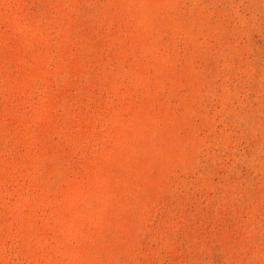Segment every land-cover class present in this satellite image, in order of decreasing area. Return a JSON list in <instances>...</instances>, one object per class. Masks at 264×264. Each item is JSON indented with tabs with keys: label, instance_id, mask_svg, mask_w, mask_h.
Returning <instances> with one entry per match:
<instances>
[{
	"label": "rangeland",
	"instance_id": "obj_1",
	"mask_svg": "<svg viewBox=\"0 0 264 264\" xmlns=\"http://www.w3.org/2000/svg\"><path fill=\"white\" fill-rule=\"evenodd\" d=\"M0 264H264V0H0Z\"/></svg>",
	"mask_w": 264,
	"mask_h": 264
}]
</instances>
